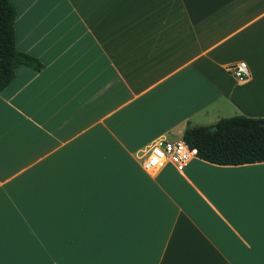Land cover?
I'll return each instance as SVG.
<instances>
[{"label":"crops","instance_id":"1","mask_svg":"<svg viewBox=\"0 0 264 264\" xmlns=\"http://www.w3.org/2000/svg\"><path fill=\"white\" fill-rule=\"evenodd\" d=\"M10 1L43 66L0 90V264H264V160L142 166L264 117V0Z\"/></svg>","mask_w":264,"mask_h":264},{"label":"trees","instance_id":"2","mask_svg":"<svg viewBox=\"0 0 264 264\" xmlns=\"http://www.w3.org/2000/svg\"><path fill=\"white\" fill-rule=\"evenodd\" d=\"M16 9L10 0H0V90L15 77L16 68L43 64L19 50L15 42ZM207 125L187 126L182 139L197 149V156L211 163L236 165L264 160V117L234 115Z\"/></svg>","mask_w":264,"mask_h":264},{"label":"built area","instance_id":"3","mask_svg":"<svg viewBox=\"0 0 264 264\" xmlns=\"http://www.w3.org/2000/svg\"><path fill=\"white\" fill-rule=\"evenodd\" d=\"M229 69L238 80H245L249 76L248 66L244 60L237 61ZM196 156L197 149L189 146L183 139L158 140L148 147L142 166L149 173H155L170 162L178 170H183L187 162Z\"/></svg>","mask_w":264,"mask_h":264},{"label":"water","instance_id":"4","mask_svg":"<svg viewBox=\"0 0 264 264\" xmlns=\"http://www.w3.org/2000/svg\"><path fill=\"white\" fill-rule=\"evenodd\" d=\"M209 129H210V130H214V129H215V126L212 125V126L209 127Z\"/></svg>","mask_w":264,"mask_h":264},{"label":"rangeland","instance_id":"5","mask_svg":"<svg viewBox=\"0 0 264 264\" xmlns=\"http://www.w3.org/2000/svg\"><path fill=\"white\" fill-rule=\"evenodd\" d=\"M232 116H234V115H232ZM228 117H231V116H228Z\"/></svg>","mask_w":264,"mask_h":264}]
</instances>
